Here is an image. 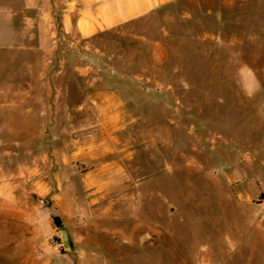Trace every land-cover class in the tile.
<instances>
[{
  "label": "rangeland",
  "instance_id": "1",
  "mask_svg": "<svg viewBox=\"0 0 264 264\" xmlns=\"http://www.w3.org/2000/svg\"><path fill=\"white\" fill-rule=\"evenodd\" d=\"M72 1L0 0V264L140 239L150 261L264 264V0L88 39L63 27Z\"/></svg>",
  "mask_w": 264,
  "mask_h": 264
},
{
  "label": "crops",
  "instance_id": "2",
  "mask_svg": "<svg viewBox=\"0 0 264 264\" xmlns=\"http://www.w3.org/2000/svg\"><path fill=\"white\" fill-rule=\"evenodd\" d=\"M183 0H73L63 14V27L67 33L76 32L82 38H92L102 32L113 30L124 24L143 19L154 12L161 10L171 4ZM15 182L5 183L0 187V195L12 190ZM4 197V196H2ZM127 227L120 232L121 236H128ZM147 240L140 239L135 246L129 247L132 242H127L124 247L117 246L109 257L104 255L105 251L100 247L93 248L92 259L83 260L81 264H169L161 256V250H157L156 261L149 259V247ZM85 252V251H84ZM203 259L193 262H175L173 264H228V253L223 251L214 258L210 247L201 251ZM202 255V256H203ZM109 258V259H108Z\"/></svg>",
  "mask_w": 264,
  "mask_h": 264
},
{
  "label": "water",
  "instance_id": "3",
  "mask_svg": "<svg viewBox=\"0 0 264 264\" xmlns=\"http://www.w3.org/2000/svg\"><path fill=\"white\" fill-rule=\"evenodd\" d=\"M71 258H72L73 264H77V263H76V256H75V255H72Z\"/></svg>",
  "mask_w": 264,
  "mask_h": 264
}]
</instances>
